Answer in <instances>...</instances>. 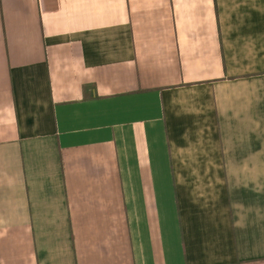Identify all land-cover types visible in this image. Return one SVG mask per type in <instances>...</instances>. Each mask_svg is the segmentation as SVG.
Masks as SVG:
<instances>
[{
	"label": "crops",
	"instance_id": "crops-1",
	"mask_svg": "<svg viewBox=\"0 0 264 264\" xmlns=\"http://www.w3.org/2000/svg\"><path fill=\"white\" fill-rule=\"evenodd\" d=\"M0 264H264V0H0Z\"/></svg>",
	"mask_w": 264,
	"mask_h": 264
}]
</instances>
